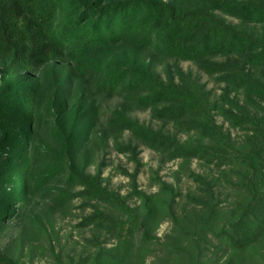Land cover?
I'll return each instance as SVG.
<instances>
[{"label": "trees", "instance_id": "16d2710c", "mask_svg": "<svg viewBox=\"0 0 264 264\" xmlns=\"http://www.w3.org/2000/svg\"><path fill=\"white\" fill-rule=\"evenodd\" d=\"M218 10L244 24L264 26V0H198L188 7L172 0H0V226L12 205L24 203L37 186L55 179L60 162L68 159V180H79L90 197L121 214L97 209L87 219L96 234L81 262L130 264L122 252L129 255L136 241L157 242L143 231L154 210L152 197L137 187L142 167L137 146H123L136 164L132 173L123 172L146 205L144 216L126 196L103 185L100 171L93 175L76 169L75 160L85 156L98 125L96 109L75 113L64 126L53 125L57 157L36 181H29L39 114L36 71L53 61L84 67L95 53L126 45L153 56L141 66L124 61L95 65L102 76L98 90L131 97L140 108H151L159 118L200 137L188 145L122 112H113L108 125L130 131L171 159L202 160L220 172L214 180L190 174L198 193L187 195L192 205L181 206L180 213L179 193L163 185L175 230L158 244L163 252L159 264H237L244 252L254 249L264 237V34L229 22ZM156 58L194 62L225 83L224 103L180 67L163 78L151 65ZM231 91L246 94L247 102L231 98ZM218 110L233 126L250 128L242 144L217 123ZM221 180L241 200L222 205L217 190ZM110 240L116 246L105 248L102 241ZM221 250L231 254L224 263ZM0 264L20 263L0 254Z\"/></svg>", "mask_w": 264, "mask_h": 264}, {"label": "rangeland", "instance_id": "374dc122", "mask_svg": "<svg viewBox=\"0 0 264 264\" xmlns=\"http://www.w3.org/2000/svg\"><path fill=\"white\" fill-rule=\"evenodd\" d=\"M172 1L185 7L198 2V0ZM216 12L229 22L240 25L255 35L264 34L262 25L244 24L219 10ZM152 54L149 50L119 45L95 53L84 67L53 61L36 71L40 84L37 96L39 114L36 138L31 148L34 163L29 176L30 183L36 181L57 157L58 144L53 136L55 128L53 125L59 123L64 126L75 113L96 109L99 113V122L91 136L85 156L82 159L78 156L75 160L76 169L93 175L100 171L103 185L126 196L129 204L144 216L146 205L133 191L130 178L123 172L127 170L132 173L136 169L131 154L124 153L123 146L127 144L137 146L142 163L137 187L139 191L152 197L151 206L154 210L148 218L151 219L148 228L143 231H148L157 242L153 240L143 244L136 241L133 244L135 248L130 250L129 255L122 252L129 257L130 264H159V255L163 252L162 246L159 247L158 244L166 241L174 233L175 223L167 212L165 205L167 193L163 190V185L179 193L176 198L179 205L176 209L180 213L181 206L192 205L188 203L187 195L198 193V184L190 175L192 172L208 175L213 180L220 176L219 168L215 164L198 159H171L163 152L150 148L130 131H122L108 125L107 121L113 112H122L140 124L176 137L185 144H194L199 139L196 131H189L179 123L159 118L153 109L140 108L131 97L126 99L113 97L98 90L97 83L102 76L95 65H106L109 61H124L128 66H141L152 58ZM151 65L163 78L169 73L176 72V67H180L201 84L206 85L207 89L212 91L215 100L224 103L225 100L221 97L225 83L207 74L194 62L156 58ZM230 95L231 98H238L242 104L247 102V96L243 92L231 91ZM216 121L223 126L225 132L231 133L237 144H242L249 127L233 126L219 110L216 111ZM59 166L60 173L55 179L43 186H37L24 203L12 205L8 212L10 217L0 226V254L20 264H92L91 259L81 262V257L92 248L91 239L96 234L93 225L87 222V219L97 209L115 215L121 214L113 211L103 201L90 197L79 180H68V159L60 162ZM217 190L225 207L241 200V196L231 190L226 180H221ZM104 241L102 244L105 248H113L117 244L114 240L105 243ZM219 253L223 263L231 255L226 250ZM237 264H264V237L254 249L244 252Z\"/></svg>", "mask_w": 264, "mask_h": 264}]
</instances>
